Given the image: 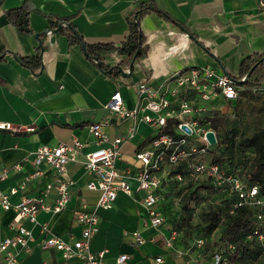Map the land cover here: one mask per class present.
Instances as JSON below:
<instances>
[{
    "label": "crops",
    "instance_id": "crops-1",
    "mask_svg": "<svg viewBox=\"0 0 264 264\" xmlns=\"http://www.w3.org/2000/svg\"><path fill=\"white\" fill-rule=\"evenodd\" d=\"M27 1L35 9L30 16V35L18 32L6 17V11ZM143 4L155 8L140 22L149 47L147 57L136 61L131 73V66L122 65L124 58L116 51L104 58L111 69L120 66L127 78L120 72L118 77L104 72L81 44L71 43L57 30H48L50 16L72 17L73 26L87 44L118 48L128 37L129 19ZM49 31L54 32L49 35ZM44 33L43 67L34 73L18 57L34 56L40 48L37 35ZM0 55L4 56L0 61V123L33 129L21 134L0 131V161L11 172L9 179L0 182V188L9 192L36 170L35 152L39 147L71 144L76 137L85 144L83 154L95 151L89 128L103 121L106 104L116 91L132 109L138 105L137 85L148 83L160 89L175 73L190 68L209 66L219 75L239 79L240 65L246 57L264 55V0H0ZM178 111L179 104L174 101L169 119L176 118ZM130 125V121L114 119L103 132L114 139L125 135ZM158 133L140 122L136 136L122 148L117 167L133 194L121 192L112 209H98L100 225L91 251H107L105 264H119L123 255L128 256L126 264H154L158 258L163 259L162 264H211L196 263L192 248L186 247L172 228L149 225L147 210L141 205L145 193L137 190L135 180L141 167L136 155L150 149ZM17 164L22 166L20 171L14 170ZM64 178L71 184L67 209L60 215L41 212L36 223L22 220L35 242L29 249L15 251L20 264H70L58 251L41 249L39 244L48 234L43 228L48 226L49 233L65 241L81 239L82 227L74 221L73 213L83 206L96 207L101 193L87 188L92 176L80 163L68 165ZM52 181L47 173L30 182L26 191L11 197V203L18 204L23 195L39 197ZM55 199L52 194L47 200L52 203ZM164 202L165 198L160 210ZM15 216L14 211L0 208V242L15 235ZM136 232L144 243L135 242Z\"/></svg>",
    "mask_w": 264,
    "mask_h": 264
},
{
    "label": "built area",
    "instance_id": "built-area-1",
    "mask_svg": "<svg viewBox=\"0 0 264 264\" xmlns=\"http://www.w3.org/2000/svg\"><path fill=\"white\" fill-rule=\"evenodd\" d=\"M54 31H49L52 34ZM246 80V77L241 81ZM138 95V105L128 108L120 91H116L106 104L107 114L102 122L90 126L93 143L97 149L91 153L83 154L85 144L74 138L71 144H60L57 147L42 146L35 152L34 165L36 170L30 174L19 187L5 192L0 188V208L4 211H14L15 235L0 242V264H20V249H29L35 242L31 230L21 224L23 219L36 223L41 212L60 215L71 200L70 182L64 178L68 172V165L80 163L92 176L87 185L90 191H99L100 199L94 208L83 206L74 211V221L82 227L81 239L65 241L63 238L49 233L48 226L43 228L47 236L39 244L41 249H54L58 251L62 259L72 264L78 261L82 264H105L107 251L93 253L91 241L98 232L100 216L98 209L109 210L114 206L118 195L122 192L131 196L133 190L122 177L117 164L122 159L123 146L131 141L137 133L138 124L144 122L159 131L150 149L138 152L137 160L141 167L135 175L138 183L137 190L144 192L145 197L141 205L147 210L149 225L160 228L166 223L164 214L159 209L162 198L159 191L162 188V180L168 169L176 167L183 160H189L186 170L188 177L194 183L209 182L216 191L229 195H236L237 201L233 205L231 213L236 209L258 208L257 219L264 222V198H260V190L257 186H249L237 175L230 174L219 164L207 163L205 156L216 147L218 139L215 131L206 127L205 114L216 110L223 103L236 101L242 90L236 79L228 74L219 75L215 69L209 66L190 68L177 72L160 89H154L148 83H142L135 87ZM174 101L179 104L176 119L179 123L175 129V135L165 134L163 131L168 125V111ZM117 122L130 121L131 125L125 135L111 139L103 132V127ZM0 131L12 134L30 133L33 129L23 126L0 123ZM214 132L217 143L212 145L207 134ZM45 165V169L41 166ZM22 166H14L15 171H20ZM47 173L51 174L52 182H48L39 197H21L18 204L11 203V197L18 195L27 189L30 182L39 180ZM11 175L10 169L0 161V182L6 181ZM183 176H177L183 181ZM54 194L56 199L49 202L47 199ZM176 234V233H175ZM137 244L144 243L139 232L133 234ZM252 237L264 246V232L257 228ZM204 245V240L197 241V248ZM128 256L119 257V264H126ZM213 264H229L222 254L218 253L212 260ZM163 259L158 258L154 264H162Z\"/></svg>",
    "mask_w": 264,
    "mask_h": 264
},
{
    "label": "trees",
    "instance_id": "trees-1",
    "mask_svg": "<svg viewBox=\"0 0 264 264\" xmlns=\"http://www.w3.org/2000/svg\"><path fill=\"white\" fill-rule=\"evenodd\" d=\"M153 10V6L143 4L138 14L129 19L128 37L118 48L107 44H87L73 26L72 17L50 16L48 30H57L66 34L71 43L81 44L87 56L92 60L95 58L96 61H93L100 63L99 67L104 72L118 77L119 71L111 72V67L104 63L105 55L116 51L124 58L122 65L127 66L147 57L149 47L140 22ZM34 12L35 9L27 1L6 11V17L18 32L30 35V16ZM45 38L46 33L39 35L40 48L34 56L18 57V61L34 73L43 67ZM2 60L4 56L0 55V61ZM250 73V77L241 85L238 99L222 103L216 110L209 111L205 114L203 123L215 131L218 139L215 150L220 154L214 162L224 167L228 173L243 179L249 186H257L260 198H264V55L246 57L241 62L240 77L236 80L239 83ZM222 106L227 110L223 111ZM178 123L176 118L169 119L163 132L175 135ZM191 160L194 158L183 160L176 167L168 169L167 178L163 177L162 180V188L159 191L162 200L165 198L167 202L169 195L174 192L180 194L179 214L170 219L172 229L178 231V234L183 233L184 236L190 237L194 234L192 237L196 241L195 249L197 241L204 240L203 247L197 248L204 257L203 262L213 264L214 256L220 253L229 264H264V246L259 244L255 237L251 238L257 228L264 232V222L261 224L257 219L258 214L263 211L258 208H242L231 213L237 201L236 195L216 191L209 182L198 184L191 181L186 170ZM179 175L184 177L183 181L177 179ZM207 193L216 195V202L201 212L200 223L194 226L193 218L201 204L207 201ZM166 202L160 210L165 215L170 205L169 201ZM217 233V237H214Z\"/></svg>",
    "mask_w": 264,
    "mask_h": 264
},
{
    "label": "rangeland",
    "instance_id": "rangeland-1",
    "mask_svg": "<svg viewBox=\"0 0 264 264\" xmlns=\"http://www.w3.org/2000/svg\"><path fill=\"white\" fill-rule=\"evenodd\" d=\"M220 107V106H219ZM223 107V106H222ZM227 108L226 107H223V111H226ZM219 151H216L215 148H213L204 158V160L207 162V163H212L214 162V160H216V158L219 156ZM169 180V179H168ZM168 183H173V182H169ZM171 185V184H169ZM168 185V187H169ZM183 185V184H181ZM180 185V186H181ZM180 188V187H179ZM180 194H178L177 192H174L172 193L170 196V199H168V201L170 202V205H168L167 207V210L165 211L166 212V215L164 214L165 218H166V223L165 225L170 227V228H173L172 224H171V221L170 219L172 217H177L178 214H179V200H180ZM216 195H210L209 193H207V201L202 203L201 206L197 209L196 211V214L193 218V225H198L200 223V214L202 211H204L205 209H208V207L211 205V204H214L216 202ZM167 201V202H168ZM166 202V203H167ZM174 230V229H173ZM176 232V231H174ZM178 234V231L176 232ZM219 233H217L214 237H217ZM181 235V238L180 240L185 244L186 247H189L190 249L192 248V252H193V256L194 254H196L195 256V261L196 263L197 262H203L204 261V257L201 256V252L196 248L195 249V238L192 237L194 236V234H192L190 237L189 236H184L183 233L180 234Z\"/></svg>",
    "mask_w": 264,
    "mask_h": 264
},
{
    "label": "water",
    "instance_id": "water-1",
    "mask_svg": "<svg viewBox=\"0 0 264 264\" xmlns=\"http://www.w3.org/2000/svg\"><path fill=\"white\" fill-rule=\"evenodd\" d=\"M37 37H39V35H37ZM93 60L96 61L95 58H93ZM98 65H100V63H98ZM133 67H134V64L131 65V69L129 70L130 73L133 71ZM254 69H255V67L253 68V70ZM114 70H118L122 74V77H124V78H127L128 77V75L124 72V70L120 66H114V67H112L111 71H114ZM250 75H251V73L246 77V80L250 77ZM246 80L239 82V84L240 85H243ZM207 138H208V140L210 141V143L212 145H215L217 143L216 136H215V133L214 132L208 133L207 134Z\"/></svg>",
    "mask_w": 264,
    "mask_h": 264
}]
</instances>
